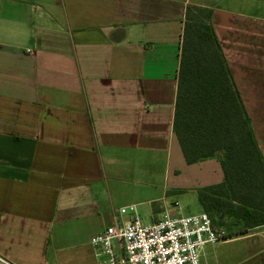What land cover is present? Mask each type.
Wrapping results in <instances>:
<instances>
[{
    "label": "crops",
    "instance_id": "obj_1",
    "mask_svg": "<svg viewBox=\"0 0 264 264\" xmlns=\"http://www.w3.org/2000/svg\"><path fill=\"white\" fill-rule=\"evenodd\" d=\"M187 5L212 10L264 161V0H0L2 257L98 264L90 239L121 208L203 212L197 191L224 176L173 131ZM239 228L200 264H264V225Z\"/></svg>",
    "mask_w": 264,
    "mask_h": 264
},
{
    "label": "trees",
    "instance_id": "obj_2",
    "mask_svg": "<svg viewBox=\"0 0 264 264\" xmlns=\"http://www.w3.org/2000/svg\"><path fill=\"white\" fill-rule=\"evenodd\" d=\"M211 15L209 8H185L173 131L188 164L219 157L223 182L197 196L214 222L227 217L243 234L264 225V161Z\"/></svg>",
    "mask_w": 264,
    "mask_h": 264
},
{
    "label": "built area",
    "instance_id": "obj_3",
    "mask_svg": "<svg viewBox=\"0 0 264 264\" xmlns=\"http://www.w3.org/2000/svg\"><path fill=\"white\" fill-rule=\"evenodd\" d=\"M101 233L90 239L98 264H200L202 250L230 238L205 212L172 215L167 211L143 224L134 206L119 209ZM0 264H15L0 255Z\"/></svg>",
    "mask_w": 264,
    "mask_h": 264
},
{
    "label": "rangeland",
    "instance_id": "obj_4",
    "mask_svg": "<svg viewBox=\"0 0 264 264\" xmlns=\"http://www.w3.org/2000/svg\"><path fill=\"white\" fill-rule=\"evenodd\" d=\"M137 215L143 224H151L154 221L153 218L147 212H141V213H138ZM183 215H189V214L184 213ZM221 222H222V224H219L218 221L215 220V224L222 226L227 233L233 229L232 220H229V221L222 220ZM238 231H240V228Z\"/></svg>",
    "mask_w": 264,
    "mask_h": 264
}]
</instances>
